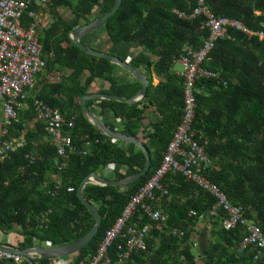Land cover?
Instances as JSON below:
<instances>
[{"label":"trees","instance_id":"16d2710c","mask_svg":"<svg viewBox=\"0 0 264 264\" xmlns=\"http://www.w3.org/2000/svg\"><path fill=\"white\" fill-rule=\"evenodd\" d=\"M114 3L52 0L51 5L41 7L45 20L36 28V36L46 58L45 67L26 99V109L19 112L18 123L9 130V137L23 135L24 142L0 161V231L18 228L23 237L19 249L46 244L55 247L81 237L93 218L76 196L80 181L92 172L99 175V170L110 164L117 168L112 171V179L132 174L144 164L145 156L138 146L99 133L83 118L77 103L96 79L109 84L103 93L124 99L134 97L141 88L135 79L120 78L118 66L84 53L69 38L72 30L109 12ZM203 3L215 17L234 20L251 32L264 31V0ZM95 7L99 8L98 15L88 20ZM194 7L195 0H121L118 10L99 28L112 45L133 44L141 50L129 65L136 70L142 68L148 77L144 97L132 104L100 100L95 106L98 116L108 110L119 119L118 133L132 137L143 128L142 116L151 109V123L143 128L150 166L144 175L126 185H83L81 195L100 214V224L91 239L69 257L70 264L83 263L93 254L104 230L129 196L160 164L182 115L184 79L182 69L179 73L174 69V60L185 49L201 48L206 37V30L200 28L203 17L178 16L189 15ZM60 10L69 11L72 19L68 22ZM85 38L80 41L87 45ZM202 67L215 74L195 83V138L206 139L205 152L211 161L204 174L222 188L232 203L241 205L245 216L264 233V42L226 28L225 36L215 42ZM63 70L69 73L58 81L45 79ZM153 77L159 79L155 85ZM33 100L56 108L66 121H72L71 128H63V134L70 137L74 150L55 155L43 124L34 121ZM90 103L87 100L84 105ZM104 125L113 130L111 124ZM27 155L32 157L31 163ZM162 183L166 194L152 207L161 210L165 222L150 230L146 249L133 252L131 264H195L190 250L192 232L201 219L208 225L203 228L208 245L197 252L200 264H264V252L257 259L251 250L237 252L236 245L244 234L241 226L225 229L221 214L208 215L215 201L210 194L177 172L166 174ZM115 243L108 249L112 260ZM49 261L38 259L32 263ZM0 264L28 263L0 259Z\"/></svg>","mask_w":264,"mask_h":264},{"label":"built area","instance_id":"2783aa9c","mask_svg":"<svg viewBox=\"0 0 264 264\" xmlns=\"http://www.w3.org/2000/svg\"><path fill=\"white\" fill-rule=\"evenodd\" d=\"M51 3L52 0H0V161L24 142L23 135L9 137V130L18 123V114L26 108V99L45 67L36 28L45 20L42 8ZM178 16L188 19L201 16L200 28L206 30L201 48L185 49L174 60L180 65L184 79L181 120L166 145L160 164L129 196L104 230L93 254L80 264H131L130 255L146 249L145 239L150 230L160 227L166 219L161 210L152 207V204L166 194L162 179L171 172L180 173L215 199L208 215L221 214V225L225 229L242 227L244 234L236 245L237 252L251 250L254 259L264 252V233L258 224L248 219L244 208L232 203L222 188L205 176L204 170L211 166L205 152L206 139H196L194 129L195 83L201 78L215 77L202 67L215 42L225 36L226 28L255 37L260 42H264V31L251 32L234 20L213 16L203 0H195V7L189 15L179 13ZM32 106L34 121L43 124V130L55 147V155L63 156L66 151L74 150L70 137L63 134V128L72 127V121H66L56 108H50L40 100H33ZM26 157L31 163L32 157ZM191 214H195L194 211ZM143 217L147 219L144 222L141 221ZM114 241L116 252L112 260L108 249ZM0 259L15 263L26 261L28 264H35L32 262L38 260L33 255L25 257L8 251H0ZM52 260V264H70V259Z\"/></svg>","mask_w":264,"mask_h":264},{"label":"water","instance_id":"95a60500","mask_svg":"<svg viewBox=\"0 0 264 264\" xmlns=\"http://www.w3.org/2000/svg\"><path fill=\"white\" fill-rule=\"evenodd\" d=\"M120 3H121V0H115L113 8L109 12L101 16H98L97 18L93 19L92 21H90L89 23L83 26L75 28L74 30L70 32L69 38H70L71 43L75 45L76 47H78L80 50H82L84 53L89 54L94 57L103 58L107 60L108 62L118 66L123 71L127 72L133 79H135L141 84V88L136 93V95L130 99H124V98L113 96L110 94H99V95L84 94L78 98L77 102H78L80 112L83 118L89 124H91L99 133L106 135L113 140L132 142L135 145H137L144 153V156H145L144 164L136 172L129 174L120 179H106L92 172V173H89L87 176H85L80 181L76 189V196L93 218V224L81 237L75 239L74 241L69 242L68 244L55 246V247L43 246V247H31L27 249H15L12 247L0 245V251H8L11 253L20 254L25 257L28 255H33L34 258L36 259L64 258V257L74 255L91 239V237L97 231V228L100 224V214L97 212L96 208L92 204H90L88 201H86L81 195V189L83 185L86 183H94V184H99V185H112V186L126 185L131 182H134L139 177L144 175L148 169V166H150V155L148 151L145 149L143 143H141L135 137L128 136V135H121L118 132L110 130L104 124H102L95 116H93V114L89 112L86 106L84 105V102L88 99L113 100V101L123 102L127 104H132V103H136L139 99L143 98L146 93V89L149 84V81L144 74L138 72L128 63L120 60L119 58L113 55L107 54V53L95 51L89 48L87 45L81 43L80 41V39L84 35L89 34L97 30L98 28H100L106 22V20L118 10ZM44 62H46L45 57H44ZM207 245H208V240L206 237V231L203 230L200 233V235H198V238H197V242H196L197 251L200 252L206 249Z\"/></svg>","mask_w":264,"mask_h":264},{"label":"crops","instance_id":"0c3cea01","mask_svg":"<svg viewBox=\"0 0 264 264\" xmlns=\"http://www.w3.org/2000/svg\"><path fill=\"white\" fill-rule=\"evenodd\" d=\"M69 19L68 20L66 19V20L69 22L70 21ZM90 35H91V38H90V40L88 39V41H89L88 44L86 43L89 46V48L91 47L98 52H103V53L113 55V56L119 58L120 60L122 59V61H124L128 64L141 51L140 48H138L137 46H135L133 44L131 45V47H129L128 45H124V44H120L117 46L112 45L111 43H109L107 41L106 35L102 31L99 32V29L95 30ZM137 71L144 74V71L142 70V68H141V70H137ZM176 72L179 73V70ZM68 73H69V70H63L62 72H52V73L46 75L45 79L48 82H56L59 80L60 77L67 76ZM50 75H53V80H51V78H48V77H50ZM117 75L124 80L130 81L133 79L127 72L123 71L121 68H119L117 70ZM145 76L147 77V75H145ZM84 77H86L85 74L83 75L82 78H80V82H82V80H84ZM147 79H148V77H147ZM158 81H159L158 78L153 77V84L154 85L157 84ZM108 87H109V84L106 81L101 80V79H96L91 83L90 87H88L85 94L86 95L106 94V93H103V91L107 90ZM141 99H139L138 101H140ZM88 100H90L91 103L89 104L88 107H86L87 110L89 112H91L93 114V116H95L102 124H104V122L111 124L113 126V131L118 132V128H121V126L119 124V119H114L112 117V113L110 111L105 110L101 113L100 116H98V108H97V106H95V103L97 101L102 100V99H88ZM150 110H148L147 113H145L142 116L141 124H142L143 128H147L151 123V113H149ZM143 128L139 131V133L135 137L141 143H144L147 139V135L143 132ZM114 168L117 169L116 166H114L113 164H110L109 166L107 165L104 168H101L99 170V173H100L99 176L106 178V179H112L111 174H112V171L114 170ZM118 170L122 171L121 168H118ZM204 226H205V224H204L203 220L201 219L199 221L197 227L199 229H203ZM203 230H205V229H203ZM192 238H193V236H192ZM197 238H198V236H197ZM22 241H23V237L20 235L18 228H13L8 232L0 231V245L19 249L18 244L21 243ZM196 242H197V239L195 241L193 240V245L195 247H196ZM197 252H199V251H197V248H196V255H194L195 256V263H197V262L200 263L201 258L197 257ZM52 263H53V260L51 259L49 261V264H52Z\"/></svg>","mask_w":264,"mask_h":264},{"label":"rangeland","instance_id":"374dc122","mask_svg":"<svg viewBox=\"0 0 264 264\" xmlns=\"http://www.w3.org/2000/svg\"><path fill=\"white\" fill-rule=\"evenodd\" d=\"M98 11H99V8L98 7H95L94 8V10H93V12H92V14H91V16L89 17V19L88 20H92L93 18H95L97 15H98ZM60 14L65 18V19H69V20H71L72 19V16L70 15V13H69V11H67V10H60ZM48 22H50V20H48L47 21V23ZM99 29V28H98ZM101 30H99V32H100ZM94 32V31H93ZM93 32H91V33H93ZM91 33H89V34H86V35H84V36H87L86 38H85V40H84V42L85 43H87L88 44V39L90 40V38H91ZM83 36V37H84ZM173 67H174V69L176 70V71H181V67H180V65H178V64H175V65H173ZM48 78H51V80H53V75H50V77H48ZM204 222V221H203ZM207 222H204V224H205V226L207 225L206 224ZM203 231V229H199L198 227L197 228H194V231L192 232V236H193V238H192V240H196L197 239V236L198 235H200V233ZM206 231V230H205ZM191 252H192V254H194V255H196V247L193 245L192 247H191ZM69 257L70 256H68V257H64V258H61V260L62 261H64V260H67V259H69Z\"/></svg>","mask_w":264,"mask_h":264}]
</instances>
